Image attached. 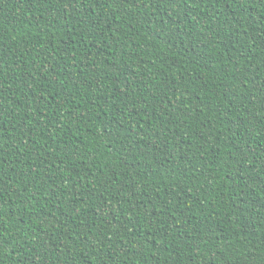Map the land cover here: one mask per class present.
Returning a JSON list of instances; mask_svg holds the SVG:
<instances>
[{"label":"trees","instance_id":"1","mask_svg":"<svg viewBox=\"0 0 264 264\" xmlns=\"http://www.w3.org/2000/svg\"><path fill=\"white\" fill-rule=\"evenodd\" d=\"M0 264H264V0H0Z\"/></svg>","mask_w":264,"mask_h":264},{"label":"snow or ice","instance_id":"2","mask_svg":"<svg viewBox=\"0 0 264 264\" xmlns=\"http://www.w3.org/2000/svg\"><path fill=\"white\" fill-rule=\"evenodd\" d=\"M164 29L162 28L161 31H163Z\"/></svg>","mask_w":264,"mask_h":264}]
</instances>
